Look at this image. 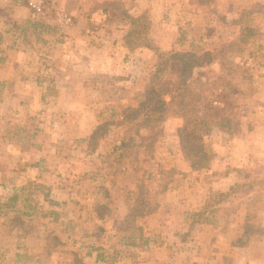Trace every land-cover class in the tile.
<instances>
[{"label":"rangeland","instance_id":"obj_1","mask_svg":"<svg viewBox=\"0 0 264 264\" xmlns=\"http://www.w3.org/2000/svg\"><path fill=\"white\" fill-rule=\"evenodd\" d=\"M108 1L0 2L53 26L19 34L0 16V264H264V0ZM123 11L149 23L148 46L126 47ZM182 52L200 112L230 118L204 129L205 168L182 155L180 117L136 123L156 87L169 100Z\"/></svg>","mask_w":264,"mask_h":264},{"label":"trees","instance_id":"obj_2","mask_svg":"<svg viewBox=\"0 0 264 264\" xmlns=\"http://www.w3.org/2000/svg\"><path fill=\"white\" fill-rule=\"evenodd\" d=\"M114 1H108L107 5L110 6ZM102 11L104 13L108 12V7H103ZM123 16L127 18L131 24H134L138 27H130L126 30L123 35V42L129 50L134 49L139 46H148L149 42L144 36V32L148 29L149 23L143 22L144 18L142 16H133L125 11L122 12ZM0 16L3 18L5 23H11V27L14 31H17L19 34H24L27 27H31L33 31L43 32L47 30H52L53 26H50L45 20L41 18H26L22 22L15 21L11 19L7 12H5L0 7ZM141 35V36H138ZM136 36L139 41H135ZM142 37V38H141ZM1 39V36H0ZM204 58L208 56L206 62H210L212 56L210 53L204 52L201 54ZM180 60V80L177 86L169 92L170 98L166 100L164 98V91L160 87H156L153 90L152 97H148L147 100L151 102L150 107L146 106V111L143 113L142 118L136 120V123L139 127L147 128L151 131V135L154 134V131L157 129L160 123H162L167 117L175 115L182 119V125L179 129V142L180 148L182 151L183 157L189 161L193 169L205 168L208 166L210 156L208 153L207 145L204 140V129L212 124H217L222 127L230 126L229 116H224V106L218 104H210L207 108L208 112H200V94L195 90L192 82L187 80V72L191 71L193 65L196 62H191L192 58L195 55L191 52H182L176 55ZM165 67V65L163 66ZM161 70V69H158ZM148 101V102H149ZM144 101L140 102V106L144 105ZM133 112H138L135 108L131 109ZM123 114H127L123 110ZM137 115V113H136ZM209 115V118L207 117ZM94 132L90 138H94ZM124 141L122 146L126 145ZM140 189L139 192V204H148V201H143L142 191L143 184L137 185ZM244 186L243 183H234L229 185L225 190H210L209 195L205 199L204 205L200 211H195L190 214L191 221L190 225H194L198 222H209L211 221L208 217L212 213L218 204L226 201L232 194L235 193L238 187ZM147 190V189H144ZM16 196H13L12 199H15ZM155 206H148L147 208L142 209V213H150L154 211ZM133 236V234H131ZM131 245H136L135 240L129 242ZM143 243H147V239L143 240ZM100 257V255H97Z\"/></svg>","mask_w":264,"mask_h":264},{"label":"built area","instance_id":"obj_3","mask_svg":"<svg viewBox=\"0 0 264 264\" xmlns=\"http://www.w3.org/2000/svg\"><path fill=\"white\" fill-rule=\"evenodd\" d=\"M28 2H29V5L33 8V9H35V10H40L41 9V7H42V0H28Z\"/></svg>","mask_w":264,"mask_h":264},{"label":"crops","instance_id":"obj_4","mask_svg":"<svg viewBox=\"0 0 264 264\" xmlns=\"http://www.w3.org/2000/svg\"><path fill=\"white\" fill-rule=\"evenodd\" d=\"M2 0H0V2H1Z\"/></svg>","mask_w":264,"mask_h":264}]
</instances>
